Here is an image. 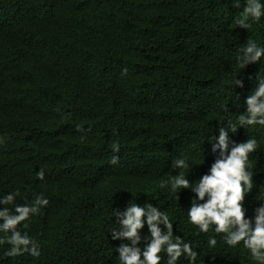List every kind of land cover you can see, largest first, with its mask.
<instances>
[{"label": "trees", "instance_id": "trees-1", "mask_svg": "<svg viewBox=\"0 0 264 264\" xmlns=\"http://www.w3.org/2000/svg\"><path fill=\"white\" fill-rule=\"evenodd\" d=\"M245 3L0 0V198L18 193L11 210L48 200L19 226L40 257H7L5 243L0 264H120L115 249L127 241L112 239L113 212L130 201L166 212L174 236L198 253L194 264H260L242 243L226 245L214 226L205 234L188 222L195 193L161 186L179 174L176 158L186 159L190 184L207 174L223 126L229 150L248 138L258 144L249 156L246 218L264 203V126L238 121L264 79V57L240 67L248 39L264 47V16L250 18L248 29L235 23ZM140 235L143 249L147 224Z\"/></svg>", "mask_w": 264, "mask_h": 264}, {"label": "clouds", "instance_id": "clouds-1", "mask_svg": "<svg viewBox=\"0 0 264 264\" xmlns=\"http://www.w3.org/2000/svg\"><path fill=\"white\" fill-rule=\"evenodd\" d=\"M238 6V5H237ZM264 16V3L261 0H246L245 7L235 23L238 27L248 29L251 27L249 19L259 20ZM240 67L246 68L264 57V47L248 39L240 48ZM127 69H124L126 73ZM235 87L243 88L242 80H234ZM247 112L238 116L241 126H264V79L258 78V86L246 99ZM230 130L235 127L229 121ZM79 130V129H78ZM213 143L212 151L219 150V155L211 165L209 172L203 175L195 184H190L187 176L182 171L189 167L186 159L180 157L173 161V168L179 170L176 176L161 186L170 185L174 193L181 190H190L195 193L188 214V222L196 226L201 233H208L214 226L217 235H222L224 243L229 247H237L241 243L250 252L253 260L264 264V203L255 210L254 219L246 218L244 201L246 194L253 188L252 173L248 171L249 156L255 152L258 144L255 138H248L245 142L231 145L229 150L228 131L225 127L219 128L218 140ZM113 151L119 152L117 145H113ZM119 156L114 155L112 164H117ZM39 179H44V172L37 173ZM17 194H8L0 198V232L4 234L0 238V245L7 243L10 249L5 256L15 258L29 254L34 258L41 255L40 246L27 232H21L19 226L40 211V208L48 204L43 196H37L31 204L16 205L14 210L6 207L12 204ZM119 225L113 228L111 236L113 240H123L115 249L118 252L120 264H161V253H166L167 264H177L181 256L189 259V264H194L198 253L193 250L190 242H185L180 236H174L173 224L166 212L157 206L146 203L143 206L130 201L125 211L113 212ZM147 224L150 236L145 238L144 247L141 244L140 232ZM163 226V229L162 227ZM166 229V231H164ZM210 247H215L217 241L209 237Z\"/></svg>", "mask_w": 264, "mask_h": 264}, {"label": "bare ground", "instance_id": "bare-ground-1", "mask_svg": "<svg viewBox=\"0 0 264 264\" xmlns=\"http://www.w3.org/2000/svg\"><path fill=\"white\" fill-rule=\"evenodd\" d=\"M71 162H73V160H72ZM73 164H74V163H73ZM75 164H76V163H75ZM75 164H74V165H75ZM46 173H47V172H46ZM51 176H52V175H51ZM53 177H54V176H53ZM51 178H52V177H51ZM49 181H51V179H50ZM78 233H79V232H78ZM79 238H80V237H79ZM82 238H83V237H82ZM80 240H81V239H80Z\"/></svg>", "mask_w": 264, "mask_h": 264}]
</instances>
